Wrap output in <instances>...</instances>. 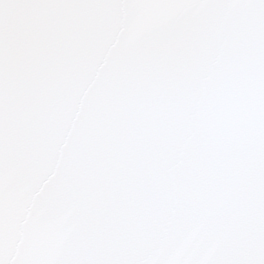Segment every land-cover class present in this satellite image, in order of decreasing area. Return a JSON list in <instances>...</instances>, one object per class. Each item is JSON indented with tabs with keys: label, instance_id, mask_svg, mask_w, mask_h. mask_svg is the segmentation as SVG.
Masks as SVG:
<instances>
[{
	"label": "snow or ice",
	"instance_id": "obj_1",
	"mask_svg": "<svg viewBox=\"0 0 264 264\" xmlns=\"http://www.w3.org/2000/svg\"><path fill=\"white\" fill-rule=\"evenodd\" d=\"M0 264H264V0H0Z\"/></svg>",
	"mask_w": 264,
	"mask_h": 264
}]
</instances>
